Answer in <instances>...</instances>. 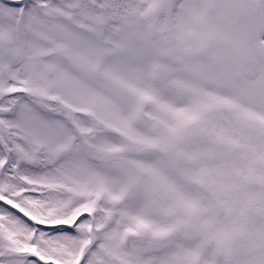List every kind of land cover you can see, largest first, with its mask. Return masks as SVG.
I'll return each mask as SVG.
<instances>
[{
  "label": "snow or ice",
  "instance_id": "1",
  "mask_svg": "<svg viewBox=\"0 0 264 264\" xmlns=\"http://www.w3.org/2000/svg\"><path fill=\"white\" fill-rule=\"evenodd\" d=\"M0 264H264V0H0Z\"/></svg>",
  "mask_w": 264,
  "mask_h": 264
}]
</instances>
